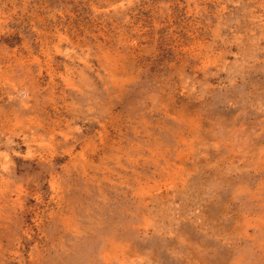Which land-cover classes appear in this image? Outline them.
Instances as JSON below:
<instances>
[{
  "label": "rangeland",
  "instance_id": "rangeland-1",
  "mask_svg": "<svg viewBox=\"0 0 264 264\" xmlns=\"http://www.w3.org/2000/svg\"><path fill=\"white\" fill-rule=\"evenodd\" d=\"M0 264H264V0H0Z\"/></svg>",
  "mask_w": 264,
  "mask_h": 264
}]
</instances>
